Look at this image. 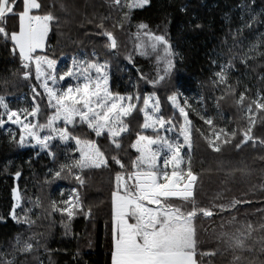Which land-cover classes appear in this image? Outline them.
Wrapping results in <instances>:
<instances>
[{
    "label": "trees",
    "instance_id": "1",
    "mask_svg": "<svg viewBox=\"0 0 264 264\" xmlns=\"http://www.w3.org/2000/svg\"><path fill=\"white\" fill-rule=\"evenodd\" d=\"M241 1L149 0V4L142 9H134L130 20L123 21V27H120L122 13L110 7V0H38L42 9L37 14L51 11L59 21L52 23L45 40L46 47L43 51L38 50V54L48 55L56 61L79 54L87 61H106L111 69L112 92H139L141 95L155 92L160 100V114L166 119L171 117L177 129L182 117L167 99L174 91L181 95L192 91L193 96L200 100L199 112L212 117L217 127H243V113L235 103L239 93L247 89L246 96L251 99L258 90H264V44H258L247 61L242 63L245 57L244 42L247 36L251 38L255 31L264 29V22L255 23L252 29L245 28L237 34L235 30L241 26L238 7ZM254 7L264 10V0H255ZM182 8L184 11H181ZM257 20L264 21V15L257 16ZM101 22L105 29L117 36L120 43L118 54L104 48L106 38L99 34L101 30L98 27ZM141 22L157 34L165 33L172 51L176 53L169 76L155 87L147 82L157 75L155 54L140 55L135 50V44L139 41L134 34ZM14 24V20H8L9 28ZM194 24L200 27L196 28ZM129 54L132 56L131 63L126 59ZM217 59H221L224 65L229 61L232 63L228 84L233 86V94L226 95V86L214 83V70L217 67L214 60ZM159 67L162 69L163 65ZM142 75L146 79H141ZM34 85L38 92L43 93L35 79L34 66L31 77L24 79L18 57H13L0 41V96L10 99V108L24 107L30 110ZM37 103L41 111L36 119L43 124L50 114L46 97H37ZM136 103L142 106L143 100ZM188 114L191 119L195 117L191 111ZM194 120V129L208 131V126L201 119L195 117ZM126 123L130 125L131 135L124 136L121 154L134 157V150L128 146L140 130L143 116L134 110L126 118ZM13 131L18 132V129L14 127ZM253 132L256 137L264 138V115H257ZM74 134L95 139L102 149H107L106 139L89 134L86 125L77 126ZM144 134L155 133L147 130ZM192 140V167L199 174L195 203L199 207H210L227 204L232 199L252 202L237 206L235 210L226 209L212 218L199 216L193 221L201 245L198 250L220 247L211 264H231L233 254L224 251L216 240L222 225L223 230H232L228 222L235 217L237 226L252 224L254 231L250 243L264 236V231L260 230V225L264 224V147L249 144L236 150L228 146L221 153H214L195 131ZM56 143L53 151L57 152V159L53 162L45 152L35 155L32 149H24L11 142L8 132L0 127V217H4L0 221V252L7 251V258L11 259L14 237L22 234L24 238L35 236L39 245L30 255H17L16 264H37V258L42 264H110L113 173L107 168L83 170L81 175L85 184L78 192L85 211L91 209V216L83 213L75 215L66 232L61 215H50V203L57 198L60 190L71 192L77 184L71 176L52 179L49 175L50 169H56L65 162L64 153L68 151L58 141ZM70 155L76 156V153ZM16 171L21 172L20 177L14 175ZM14 187L20 192L22 208L31 209L29 215L34 221L31 227L17 224L8 216ZM17 212L23 215L22 209L18 208ZM253 246L257 251L245 252L243 256L248 264H259L264 256L259 254L258 244ZM202 264H209V258L204 257Z\"/></svg>",
    "mask_w": 264,
    "mask_h": 264
},
{
    "label": "snow or ice",
    "instance_id": "2",
    "mask_svg": "<svg viewBox=\"0 0 264 264\" xmlns=\"http://www.w3.org/2000/svg\"><path fill=\"white\" fill-rule=\"evenodd\" d=\"M147 4L149 0H110V7L122 13L120 27H123V21L130 20L134 9H142ZM254 6L255 0H242L238 6L242 13L244 9L248 10V18L245 19L242 14L241 26L235 30L237 34L245 28L252 29L255 23L264 22L257 20ZM41 9L38 0H0V41L13 57H18L24 79L31 77L34 66L38 87L43 89V93H40L36 85L32 86L33 106L30 110L10 108L5 97L0 96V127L8 123L19 126L18 132H8L10 141L19 147L29 143L33 147L39 146L53 162L57 159V152L53 151L57 141L68 149L64 153L65 162L60 163L56 169H50L49 175L52 179L71 176L77 187L72 188L73 195L67 200L51 201L50 215H61V223L66 232L75 215L83 213L91 216V209L85 211L78 192L85 184L81 173L85 169L107 168L113 173L110 264H202L204 257L209 258L211 264L212 258L220 252V247L199 251L201 245L193 221L199 216L212 218L226 209L235 210L237 206L252 202L232 199L227 204L210 207H199L195 203L199 174L192 167V133L195 131L214 153H221L228 146L236 150L249 144L264 147V138L256 137L253 132L257 115H264V90H258L251 99L246 96L247 89L239 93L235 103L243 113V127L220 128L212 117L201 115L200 119L208 126L206 132L193 128L186 111V107L190 108L187 98L184 99V106H181L178 100L181 94L178 91L172 92L167 99L183 118L176 139L172 140L166 135H160L161 131L171 132L175 125L171 117L166 119L160 114V100L156 93L122 95L112 92L105 71L108 66L106 61H77L74 58L67 71L57 76V61L48 55L38 54V50L45 49L50 27L59 21L51 11L37 14ZM259 15H264V10ZM9 19L15 21L11 28L8 25ZM193 26L200 27L199 24ZM98 27L101 30L99 34L106 38L104 48L118 54L120 43L115 33L105 29L103 22ZM136 27L134 36L139 41L135 44L136 52L140 55L155 54L157 75L155 79L147 81L155 87L169 76L176 53L172 51L165 33L157 34L142 22ZM257 46L251 45L249 51H254ZM126 59L131 63V54ZM247 59L245 55L242 63ZM160 65H163L162 69ZM231 67L229 61L215 73L214 83L226 86V95L234 93L233 86L228 84ZM93 71L95 76L92 75ZM66 77L75 80V85L68 83L66 87L60 86V81ZM140 78L146 79L143 75ZM41 95L46 97L50 110L43 124L35 121L41 111L37 103V97ZM141 99L143 106L136 103ZM134 110L143 114V123L139 125L140 130L128 146L134 150L135 155L128 157L121 154L124 149L122 140L125 135H131L126 118ZM58 121H62L64 127H58ZM85 125L89 134L94 133L97 138L106 139V150L102 149L97 140L74 134L77 126ZM147 130L155 134L145 135ZM45 131L47 134H43ZM70 153H78V157ZM14 175L20 177L21 172L16 171ZM12 199L8 216L17 224L31 227L34 223L29 215L31 209L22 208L21 195L16 187L12 189ZM18 208L22 209L23 215L18 214ZM3 220L4 217H0V221ZM235 220L232 217L228 222L232 230H223L222 225V230L216 234L218 245L233 254L231 264H248L243 253L257 251L253 244L259 245V254L264 256V236L250 243L254 231L252 224L237 226ZM260 230L264 231V224L260 225ZM38 245L35 236L24 238L22 234H17L11 245V259L7 258V251L0 252V264H16L17 255H30L37 250ZM46 251L50 253V250ZM37 264H42L39 258ZM259 264H264V260L259 261Z\"/></svg>",
    "mask_w": 264,
    "mask_h": 264
},
{
    "label": "rangeland",
    "instance_id": "3",
    "mask_svg": "<svg viewBox=\"0 0 264 264\" xmlns=\"http://www.w3.org/2000/svg\"><path fill=\"white\" fill-rule=\"evenodd\" d=\"M242 3V1H241ZM240 3V4H241ZM254 13L258 14L257 16H259V13H261V10L257 7H254L253 9ZM244 16L245 19L248 18V10L247 9H244L243 10V13H242V10L239 8V15H240V18L241 16ZM46 40V39H45ZM262 41H264V29L261 28V30H257L254 32V34L252 35L251 38H249L248 36L245 38V42H244V47H245V55L248 57L251 55V53L253 51H249L250 49V46L253 45V44H264L262 43ZM76 59L77 61H87L83 55L79 54V55H74V56H70V57H62L60 60H57V64H56V74L57 76L64 72V71H67L68 67L72 65V62H73V59ZM215 61V65L217 66L214 70V72H218L220 71V66L221 65H224L225 63L220 59V60H214ZM100 62H104V61H100ZM108 65V64H107ZM105 71L108 73V84H109V88L111 90V86H110V78H111V69H110V66H107V68L105 69ZM92 75L95 76V72L93 71L92 72ZM68 83H72L73 85H75L76 81L75 80H72L71 78L69 77H66L64 81H60V86L62 87H66ZM43 90V89H42ZM123 94H126V93H123ZM122 94V95H123ZM146 94H150V93H146ZM255 96V95H254ZM187 98V101H188V105L190 106L189 107H186V111L187 112H192L193 116H195L196 118H199L200 119V116L203 115L202 113L199 112V108H200V100L197 96H193V93L192 91H188V92H184L183 95H181V98L178 97V100H179V103L181 106H184V99ZM8 101H10V99H6L5 98V102L8 103ZM171 103V101H170ZM172 104V103H171ZM142 106H143V103H142ZM173 106V105H172ZM32 105L29 104V108L31 109ZM21 109H26L24 107H22ZM173 109L179 113V110L174 108ZM142 114V113H141ZM180 114V113H179ZM189 115V114H188ZM143 116V114H142ZM195 117H193L192 119L189 117V119L192 121V123L195 121ZM31 119V118H30ZM35 121L37 122V119L35 118ZM182 123H183V118H182ZM57 126L58 127H63L64 124L62 121H58L57 122ZM6 132H9V131H13V128L16 127L18 129L19 126L17 125H13V124H6L5 126H2ZM152 131V130H151ZM177 131L178 129L177 128H174L171 132L169 131H161L160 132V135H166L168 136L170 139L172 140H175L176 139V136H177ZM43 134H47V132L45 131ZM181 142H182V138H181ZM24 149H27V148H30L32 149L33 151H35V155H38L40 153H42L43 151L39 148V146H35L33 147L31 143L27 144L25 147H22ZM185 155H186V150H185ZM76 156L78 157V153H76ZM187 158V157H186ZM65 160V159H64ZM162 163V161H161ZM70 195H73L72 192H69V191H66L64 192V190H60L58 192V196L57 198L55 199V201H62V200H67L68 197Z\"/></svg>",
    "mask_w": 264,
    "mask_h": 264
}]
</instances>
